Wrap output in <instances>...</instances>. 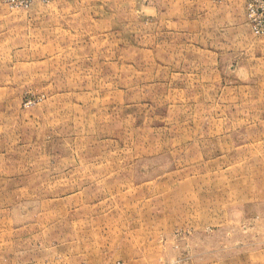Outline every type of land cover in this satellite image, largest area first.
Instances as JSON below:
<instances>
[{
  "label": "rangeland",
  "instance_id": "1",
  "mask_svg": "<svg viewBox=\"0 0 264 264\" xmlns=\"http://www.w3.org/2000/svg\"><path fill=\"white\" fill-rule=\"evenodd\" d=\"M11 1L0 264H264L258 0Z\"/></svg>",
  "mask_w": 264,
  "mask_h": 264
},
{
  "label": "built area",
  "instance_id": "2",
  "mask_svg": "<svg viewBox=\"0 0 264 264\" xmlns=\"http://www.w3.org/2000/svg\"><path fill=\"white\" fill-rule=\"evenodd\" d=\"M47 3L49 0H17L13 3V7L18 9H28L33 2ZM257 2V0L255 1ZM247 17L252 25V30L255 35L264 34V0H258V7L252 8L249 4L247 8ZM256 23V24H255Z\"/></svg>",
  "mask_w": 264,
  "mask_h": 264
}]
</instances>
